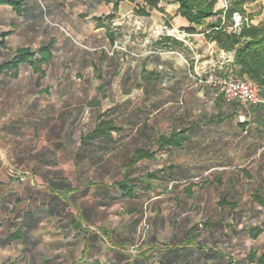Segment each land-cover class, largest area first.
Wrapping results in <instances>:
<instances>
[{
	"label": "crops",
	"instance_id": "crops-1",
	"mask_svg": "<svg viewBox=\"0 0 264 264\" xmlns=\"http://www.w3.org/2000/svg\"><path fill=\"white\" fill-rule=\"evenodd\" d=\"M22 1L20 14L0 7V64L16 50L37 51L50 40L56 48L53 63L67 40L64 28L73 30L67 19L75 22L84 16L94 21L101 5L112 12L116 0ZM125 1L120 0L118 10ZM129 4L134 13L138 2ZM222 6L220 2L218 8ZM177 7L169 10L176 23L171 26L182 31L188 23L176 15ZM154 12L161 13L153 10L138 18ZM246 12L256 14L250 23L258 25L264 0L246 5ZM184 34L202 36V53L213 51L205 57L206 67L185 63L196 47L186 39L178 40L185 51H162L153 45L150 56L141 52L136 80L120 85L129 89L128 97L139 99L137 107L122 110L125 122H116L120 134L133 111L147 118L141 117L136 128L142 129L145 122L148 134H169L195 125L180 149L155 156L152 171L171 167L154 183L164 192L134 200L113 189L122 177L123 163L114 161L111 145L82 160L76 157L79 144L74 138L94 124L98 112L108 109L87 107L96 96L101 101L103 91L96 95L101 82L91 83L92 92L85 98L84 83L49 79L51 63L41 75L27 66L20 67L15 77L0 73V264H235V256L239 259L241 228L247 232L249 226L237 218L248 217L250 209H241L239 203L220 208L214 194L195 203L193 195L176 192L174 186L217 177L223 186L220 191L235 186L227 200L238 202L239 186L264 182V121L255 110L223 104L218 113L217 94L196 78H205L212 70L224 74L234 53L217 50L202 34ZM142 70L159 76L141 82ZM118 149L128 152L127 145ZM12 169L18 172L15 175L23 174L22 180L12 176ZM80 169L84 174L79 175ZM202 222L211 225L193 232L194 225ZM16 230L23 232L22 239L12 241L9 236Z\"/></svg>",
	"mask_w": 264,
	"mask_h": 264
},
{
	"label": "trees",
	"instance_id": "trees-1",
	"mask_svg": "<svg viewBox=\"0 0 264 264\" xmlns=\"http://www.w3.org/2000/svg\"><path fill=\"white\" fill-rule=\"evenodd\" d=\"M62 1L65 2L68 0ZM127 1L129 3L138 2L134 9V14L136 16L147 17L153 10L163 13V9L158 7L159 0ZM256 1L258 0H172V2L178 6L176 15L188 23V27L182 29L184 33L188 35H194L197 33L202 34L204 39L212 44L217 50L225 53H234L232 66L229 70L224 74H217L215 70H213V73L221 76L230 72L235 78L251 81L260 88L261 96L264 98V15L262 21L258 25H252L250 22L255 17V14H249L246 12V5ZM119 2L120 0L114 2L112 12L106 16L107 20H112L114 18L115 13L118 10ZM220 2H222L223 6L218 8ZM139 3L141 4L139 5ZM3 6L11 7L15 13L20 14L23 10V1L0 0V7ZM235 14L240 17V23L237 26H235L233 20ZM94 21L97 26L101 27V18H96ZM109 37L113 40L110 35ZM154 47L162 51L186 50L182 42L170 36L159 38L154 43ZM55 49V42L50 40L42 45L37 51H31L28 48L16 50L11 59L0 64V73H12V76L15 77L20 67L27 66L35 73L41 75L42 68L51 63ZM185 63L188 64V61L185 60ZM158 76L159 74H155L154 72L142 70L140 73V81L156 80ZM209 76L210 72H207L205 78H196V81L215 91L217 94L216 108L219 110L218 113H220L221 104H223L235 108L238 107L246 112L255 110L258 116L264 121V118L261 115L260 106L244 107L238 103H226L223 100L219 89L206 83ZM98 78L101 80L103 79L100 75H98ZM101 83L102 84L96 89V94L98 95L102 93L105 88L103 81ZM96 98L97 96L92 98L88 102L87 107L94 110L99 109L100 102ZM111 111L113 112L115 110ZM141 117H143L144 121L147 119L145 116L140 115L139 112L133 111L129 115L128 121L135 126L136 131L146 138L147 144L143 146L128 147V153H130V155L122 162V177L120 180H116L113 183L114 191L121 194L122 197L130 200L136 199L138 195L153 193L159 190L164 192L160 185H155L154 183L158 182L161 177L165 175V172L171 169V167L155 171L150 169L137 171L138 165L143 162L147 163L154 161L157 153L161 151L170 148L180 149L185 143L189 142L190 134L195 129V125H189L178 130H172L169 134L158 133L157 135H153L152 132L148 134L145 130V122L142 123V129L136 128L138 121L142 119ZM115 119L116 118L114 115H111L110 111L102 113L98 112L95 115L94 124H91V126L87 128L88 130L82 133L79 138H74V141H77L79 144L76 153L78 161L92 156L96 152L103 151L105 147L109 145L112 146L113 154L115 155L114 158L117 157L116 153L119 151L118 148L124 146L123 144H120V140L124 134H120L122 128L117 126V119ZM113 133L119 137L115 139ZM65 140L71 142L73 138H65ZM13 171L14 173H18L15 170ZM78 171L79 175H82L85 172L83 169ZM242 172L248 176V173L245 170H242ZM22 177L23 174H18L20 180ZM204 180L215 188V196L219 198L217 206L220 208H235L237 203H239L241 209H250L251 213H249L248 217H251L252 211H256L254 207L258 206V208L264 209V182L252 187L250 199L247 202L249 208H246L241 204L240 192L236 194L239 198L238 202H229L227 200L235 186L227 185L222 192L220 190L223 189V186L219 178L215 177L212 181L206 178ZM177 186L180 185L174 186L176 192L193 195L195 203L199 202V199H201L198 195L193 194L190 188H184L181 190V188L179 189ZM251 206H253V208H251ZM241 217L242 216L237 219L241 221ZM210 225L211 224L208 222L200 223L201 227L198 224H195L193 232L205 230L210 227ZM247 231L250 238L256 239L263 231V228L252 225V228L248 227ZM22 236L23 232L21 230H16L9 236V239L12 241H18L22 239ZM247 255L246 261L248 264H264V249L258 257H256L254 252L251 254L247 253Z\"/></svg>",
	"mask_w": 264,
	"mask_h": 264
},
{
	"label": "rangeland",
	"instance_id": "rangeland-1",
	"mask_svg": "<svg viewBox=\"0 0 264 264\" xmlns=\"http://www.w3.org/2000/svg\"><path fill=\"white\" fill-rule=\"evenodd\" d=\"M159 2V6L165 10L163 14L154 12L149 18H138L133 13V5L125 1V5L117 10L112 20L106 19L111 10L108 11L105 6L101 5L96 13L97 17L102 19L101 27L97 26L92 19H86L84 16H80L75 22L72 19H67L73 30L64 28L65 33L63 34H66L67 40L60 45L62 54L57 56L50 65L49 79L56 76L66 81L84 83L81 85V93L85 98L88 97V91L92 92L91 89L88 90L91 83L105 82L106 88L99 95L101 98L99 109L108 107L105 112L110 111L117 122L124 123V114L121 113L122 110L126 109L121 108H135L139 104V99L135 95L128 97L129 89L120 87V85L123 83L126 86L127 83L136 80L137 66L142 58L141 52L146 55L150 54L151 48L159 38L170 36L177 40L186 39L196 46L193 49L194 53L191 54V61L188 59V64H196L201 69L206 67L207 64L203 63L205 57L214 54L213 51L209 50V55L202 53V49H200L204 44L202 36H185L184 32L177 27L173 29L171 25L176 23L172 22L169 10L174 3L172 0H159ZM236 20L238 21V19ZM234 22L236 21L234 20ZM109 35L113 40L110 39ZM98 75L103 79H99ZM111 84H113V88H110ZM111 110L115 111L112 112ZM126 126L127 129L120 140V144L128 145V147L147 144L146 138L135 130L134 125L127 121ZM118 137V135H114L115 139ZM116 154L117 157L114 158V161L119 162H123L130 155L124 151H118ZM1 162L3 160L0 159ZM154 163L155 161L140 163L137 171L151 170ZM9 173H11L10 170ZM16 175L12 169V176L16 177ZM177 187L181 190L190 188L193 194L199 197L204 195L203 198L215 195V188L208 184L204 177L189 185ZM252 187L254 186L246 184L239 188L241 204L246 208H249L247 202L250 199ZM254 208L256 211H252L251 217L242 216L240 222L242 225L247 222L249 228L256 225L263 228V231L256 239H252L249 237L248 231L246 232L244 227L241 228V256L239 259L235 256V264L238 262L239 264H248L246 261L247 253L254 252L258 257L264 249V209H260L258 206Z\"/></svg>",
	"mask_w": 264,
	"mask_h": 264
},
{
	"label": "built area",
	"instance_id": "built-area-1",
	"mask_svg": "<svg viewBox=\"0 0 264 264\" xmlns=\"http://www.w3.org/2000/svg\"><path fill=\"white\" fill-rule=\"evenodd\" d=\"M238 19V21L236 20ZM235 26L240 23V17L233 16ZM206 83L219 89L226 103H238L241 106H260L261 115L264 118V98L260 88L253 82L235 78L230 72L226 75H215L212 71Z\"/></svg>",
	"mask_w": 264,
	"mask_h": 264
}]
</instances>
